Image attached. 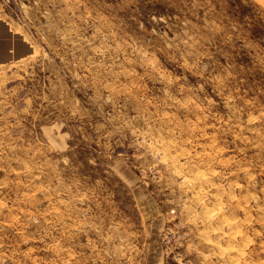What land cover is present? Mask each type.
Wrapping results in <instances>:
<instances>
[{"label": "rangeland", "instance_id": "obj_1", "mask_svg": "<svg viewBox=\"0 0 264 264\" xmlns=\"http://www.w3.org/2000/svg\"><path fill=\"white\" fill-rule=\"evenodd\" d=\"M0 19V264H264V2Z\"/></svg>", "mask_w": 264, "mask_h": 264}, {"label": "crops", "instance_id": "obj_2", "mask_svg": "<svg viewBox=\"0 0 264 264\" xmlns=\"http://www.w3.org/2000/svg\"><path fill=\"white\" fill-rule=\"evenodd\" d=\"M264 2V0H261ZM10 27H6V23L0 19V67L4 64L5 66L11 63L13 55H17L18 52H22L25 46L18 42L13 41L11 34H9ZM17 44L20 45L19 49ZM1 73V70H0Z\"/></svg>", "mask_w": 264, "mask_h": 264}]
</instances>
